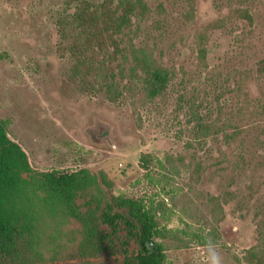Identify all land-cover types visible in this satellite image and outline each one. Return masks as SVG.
Here are the masks:
<instances>
[{
    "label": "rangeland",
    "instance_id": "obj_1",
    "mask_svg": "<svg viewBox=\"0 0 264 264\" xmlns=\"http://www.w3.org/2000/svg\"><path fill=\"white\" fill-rule=\"evenodd\" d=\"M146 2L114 59L81 53L73 0H0V121L33 174L88 171L109 199L157 208L170 264H246L264 231V0H196L189 20L188 0ZM131 45L171 70L163 96L146 97Z\"/></svg>",
    "mask_w": 264,
    "mask_h": 264
},
{
    "label": "trees",
    "instance_id": "obj_2",
    "mask_svg": "<svg viewBox=\"0 0 264 264\" xmlns=\"http://www.w3.org/2000/svg\"><path fill=\"white\" fill-rule=\"evenodd\" d=\"M195 1L188 0V20ZM73 4L74 13L66 23L79 30V39H85L83 55L92 56L95 47L107 51L110 46L112 58L116 52L123 55L118 36L132 25L133 18L144 21L150 15L146 0H73ZM235 15L251 20L247 11ZM79 46L73 44L78 52ZM129 55L133 73L142 74L139 84L146 97L163 96L171 70L156 60L148 45H131ZM199 56L205 59L204 49ZM141 162L149 165L150 159L143 156ZM80 199L85 201L78 205ZM210 204L215 218L223 214L218 198ZM66 219L77 222L80 229L77 235L67 234L69 239L63 242L59 226ZM170 236L157 208L123 195L109 199L88 171L33 174L27 154L10 140L6 124L0 121V264H98L97 259L105 264H170L166 256ZM148 242L154 245L153 253ZM67 245L75 249L65 252ZM245 262L264 264V231L258 244L247 251Z\"/></svg>",
    "mask_w": 264,
    "mask_h": 264
},
{
    "label": "water",
    "instance_id": "obj_3",
    "mask_svg": "<svg viewBox=\"0 0 264 264\" xmlns=\"http://www.w3.org/2000/svg\"><path fill=\"white\" fill-rule=\"evenodd\" d=\"M148 249L153 253L154 252V248L152 247V242H148Z\"/></svg>",
    "mask_w": 264,
    "mask_h": 264
}]
</instances>
